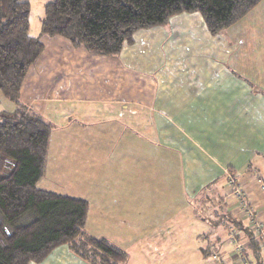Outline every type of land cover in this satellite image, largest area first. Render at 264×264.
Listing matches in <instances>:
<instances>
[{"label":"crops","instance_id":"1","mask_svg":"<svg viewBox=\"0 0 264 264\" xmlns=\"http://www.w3.org/2000/svg\"><path fill=\"white\" fill-rule=\"evenodd\" d=\"M40 37L21 102L52 125L41 188L87 199V231L121 247V264H256L243 257V230L220 218L247 225L227 186L232 175L264 223V0L217 35L199 13L175 15L136 32L119 55ZM6 99L0 91V113L16 108ZM96 108L108 122L82 127ZM86 132L92 143L82 142ZM107 136L123 177L94 161ZM69 180L76 193L56 185ZM213 199L220 215L210 221ZM190 228L193 238H181ZM29 264L89 263L62 244Z\"/></svg>","mask_w":264,"mask_h":264},{"label":"trees","instance_id":"2","mask_svg":"<svg viewBox=\"0 0 264 264\" xmlns=\"http://www.w3.org/2000/svg\"><path fill=\"white\" fill-rule=\"evenodd\" d=\"M261 1L49 0L40 36H62L92 53L119 55L136 32L166 25L175 15L199 13L208 32L217 35ZM40 36L30 34V0H0V90L16 106L0 113V264L41 262L62 244L89 264H121L127 259L123 249L87 231V199L39 186L52 125L21 102V87L44 50ZM223 218L248 239L243 255L264 264L248 223L227 213Z\"/></svg>","mask_w":264,"mask_h":264},{"label":"rangeland","instance_id":"3","mask_svg":"<svg viewBox=\"0 0 264 264\" xmlns=\"http://www.w3.org/2000/svg\"><path fill=\"white\" fill-rule=\"evenodd\" d=\"M49 0H30V34L31 35H33V36H35V37H37L38 35H39V33H40V27H41V21H42V18H43V16H44V10H45V5H46V3L48 2ZM179 15V14H178ZM1 91V90H0ZM2 93V92H1ZM3 94V93H2ZM6 100H9V99H6ZM6 102H9V104H12V102L11 101H6ZM3 103V102H2ZM90 114H94L93 116H86L85 117V119H83V121L82 122H84L83 123V125H81L82 127L85 125V123H93V122H95V121H98L97 119H99V118H97V117H100L102 120L101 121H103L104 123H107L108 122V120H109V118L108 117H105V116H102L101 115V113H97V108L94 110V112L93 113H90ZM84 118V117H83ZM56 122H55V124H53L54 125V127H55V125L56 126H59V128L60 129H58L60 132H65V130H62L61 128V125H62V121L60 120V119H54ZM81 121V120H80ZM69 130H71L70 128H69ZM81 130V129H80ZM94 134L91 132L90 134H87V132H86V134H85V136L82 138L81 137V140H82V142H85V143H92L93 142V138H92V136H93ZM59 140H57L55 137H54V139H53V142L54 143H57ZM103 145H104V147H103V149H102V151H100V152H97L96 154H95V159H94V161L96 162V161H99V162H101V166L102 167H104V166H107V167H109L108 169L112 172V173H114V175L115 176H122V174L124 175V170H122L123 168H120V167H118V166H112L111 164H113L111 161H110V158H109V155H108V150H109V137L107 136V137H104L103 138ZM97 156H99V157H97ZM119 156H120V151H119V153H117V155L115 156V161L119 158ZM115 161H113V162H115ZM104 173V174H103ZM103 173H100V175L99 176H104V175H109L108 174V172L106 173V172H103ZM123 177V176H122ZM73 182H72V180H69L67 183H64L63 184V182H62V184H56L57 186H61V188L63 189V187H64V190L63 191H66V192H73V193H76V191L77 190H73L72 189V186L74 185V184H72ZM86 184L87 183H85L84 184V186H86ZM92 185H94V184H92ZM43 186V184L42 183H40V187H42ZM57 186H53V187H55V188H57ZM228 186V185H227ZM94 187H95V185H94ZM150 187H152V186H150ZM76 188V187H75ZM82 189H83V187H82ZM152 189V188H151ZM81 193H83V192H81ZM234 198V197H233ZM213 201H217V200H215V199H213ZM237 204H238V201H237ZM237 207H238V212H240L239 214L241 215L242 214V212H241V210H240V208H239V206L237 205ZM207 217H208V219L210 220V221H213V219H212V217H211V213L209 212L208 213V215H207ZM247 223H248V221H247ZM188 232V235L189 236H186V231H184L183 232V235L181 236V238L182 237H189V238H193L192 237V233H193V230H192V228H190L189 230H187ZM231 234H234V230L232 231L231 230ZM119 247V246H118ZM119 248H121V247H119ZM243 257H244V255H243ZM245 259L247 260V258H246V256H245Z\"/></svg>","mask_w":264,"mask_h":264},{"label":"built area","instance_id":"4","mask_svg":"<svg viewBox=\"0 0 264 264\" xmlns=\"http://www.w3.org/2000/svg\"><path fill=\"white\" fill-rule=\"evenodd\" d=\"M227 180L230 189V195L238 201L237 205L242 212L241 216L248 221V226L252 231L255 232L256 237L259 240V245L262 249V254L264 255V223L259 218L258 209L248 200L247 195L237 177L229 175ZM260 183L264 188V181L260 179ZM212 206L213 209L211 217L215 218L220 215L219 205L214 201ZM237 247L241 251L244 250V247L241 243H238ZM221 264H223L222 261Z\"/></svg>","mask_w":264,"mask_h":264}]
</instances>
